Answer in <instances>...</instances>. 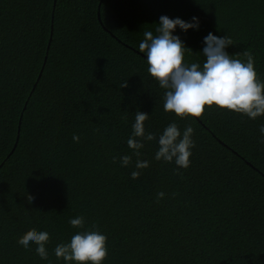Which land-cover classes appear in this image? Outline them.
I'll return each instance as SVG.
<instances>
[{
  "label": "trees",
  "instance_id": "1",
  "mask_svg": "<svg viewBox=\"0 0 264 264\" xmlns=\"http://www.w3.org/2000/svg\"><path fill=\"white\" fill-rule=\"evenodd\" d=\"M161 15L199 18L174 33L189 62L209 32L228 35L264 80V0H0V264H63L52 249L77 215L106 234L104 264H264V116L165 112L138 50ZM137 110L147 131L193 127L187 169L154 160V141L139 177L119 166ZM30 230L49 232L48 260L16 244Z\"/></svg>",
  "mask_w": 264,
  "mask_h": 264
},
{
  "label": "clouds",
  "instance_id": "2",
  "mask_svg": "<svg viewBox=\"0 0 264 264\" xmlns=\"http://www.w3.org/2000/svg\"><path fill=\"white\" fill-rule=\"evenodd\" d=\"M154 32L143 31V39L138 50L144 55L150 80L163 89V110L180 119L199 117L205 106H217L233 111L250 120L264 116V80L259 77L254 58L250 52H243L244 60L229 54L227 48L232 45L228 35L218 36L209 32L202 39L199 54L203 62H189L187 53L193 52L179 35L174 34L179 28L182 32L198 31L199 18L193 16L189 21L180 17L170 18L161 15ZM155 33V34H154ZM127 86V80L118 85ZM150 115L137 110L131 123V132L126 138V145L131 154L118 157L120 167L132 166L130 177L136 179L141 170L149 166V161L141 159V149L146 142H155L153 159L175 165L173 171L187 169L191 165L194 129L191 125L181 128L173 120L162 131H147L145 121ZM259 142L264 144V124L259 125ZM74 142L79 137L73 134ZM133 157H136L133 163ZM117 162V157H112ZM28 203H34V197L25 193ZM165 196L157 192V200ZM85 217L77 215L68 219V224L80 229L65 242L57 243L52 249L57 260L63 264H104L108 256L107 236L93 224L85 226ZM50 234L46 230H30L16 240L26 252L33 251L41 260L49 259L47 245Z\"/></svg>",
  "mask_w": 264,
  "mask_h": 264
},
{
  "label": "water",
  "instance_id": "3",
  "mask_svg": "<svg viewBox=\"0 0 264 264\" xmlns=\"http://www.w3.org/2000/svg\"><path fill=\"white\" fill-rule=\"evenodd\" d=\"M98 12H100V11H98ZM99 14V13H98ZM99 17H100V14H99ZM52 34V33H51ZM51 39H52V37H51ZM51 39H50V41H51ZM39 77H40V75H39ZM20 123V122H19ZM19 130H20V126H19V129H18V132H19ZM19 137V136H18ZM18 137H17V139H18Z\"/></svg>",
  "mask_w": 264,
  "mask_h": 264
}]
</instances>
